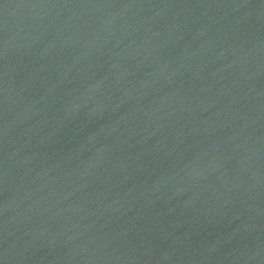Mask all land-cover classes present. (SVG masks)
I'll use <instances>...</instances> for the list:
<instances>
[{"label":"water","instance_id":"water-1","mask_svg":"<svg viewBox=\"0 0 264 264\" xmlns=\"http://www.w3.org/2000/svg\"><path fill=\"white\" fill-rule=\"evenodd\" d=\"M0 264H264V0H0Z\"/></svg>","mask_w":264,"mask_h":264}]
</instances>
